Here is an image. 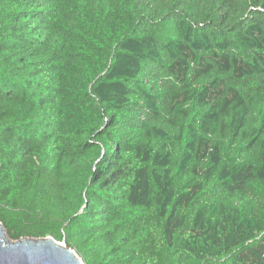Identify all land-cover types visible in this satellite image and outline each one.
Wrapping results in <instances>:
<instances>
[{
    "label": "trees",
    "instance_id": "16d2710c",
    "mask_svg": "<svg viewBox=\"0 0 264 264\" xmlns=\"http://www.w3.org/2000/svg\"><path fill=\"white\" fill-rule=\"evenodd\" d=\"M0 223L82 264H264V0H0Z\"/></svg>",
    "mask_w": 264,
    "mask_h": 264
},
{
    "label": "water",
    "instance_id": "95a60500",
    "mask_svg": "<svg viewBox=\"0 0 264 264\" xmlns=\"http://www.w3.org/2000/svg\"><path fill=\"white\" fill-rule=\"evenodd\" d=\"M0 264H82L72 251L51 238L12 241L0 223Z\"/></svg>",
    "mask_w": 264,
    "mask_h": 264
},
{
    "label": "rangeland",
    "instance_id": "374dc122",
    "mask_svg": "<svg viewBox=\"0 0 264 264\" xmlns=\"http://www.w3.org/2000/svg\"><path fill=\"white\" fill-rule=\"evenodd\" d=\"M59 245H62V243H59Z\"/></svg>",
    "mask_w": 264,
    "mask_h": 264
}]
</instances>
